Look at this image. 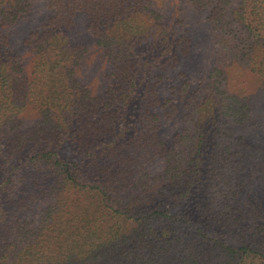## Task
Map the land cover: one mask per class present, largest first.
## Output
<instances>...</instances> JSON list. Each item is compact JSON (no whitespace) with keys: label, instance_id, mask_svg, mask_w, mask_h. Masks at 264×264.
I'll use <instances>...</instances> for the list:
<instances>
[{"label":"trees","instance_id":"16d2710c","mask_svg":"<svg viewBox=\"0 0 264 264\" xmlns=\"http://www.w3.org/2000/svg\"><path fill=\"white\" fill-rule=\"evenodd\" d=\"M0 264H264V0H0Z\"/></svg>","mask_w":264,"mask_h":264},{"label":"rangeland","instance_id":"374dc122","mask_svg":"<svg viewBox=\"0 0 264 264\" xmlns=\"http://www.w3.org/2000/svg\"><path fill=\"white\" fill-rule=\"evenodd\" d=\"M88 44L91 45L93 43L90 40H88ZM231 79L233 80V83L238 85L244 83L248 79V76L246 75V73L236 70L235 72H233V77H231Z\"/></svg>","mask_w":264,"mask_h":264}]
</instances>
